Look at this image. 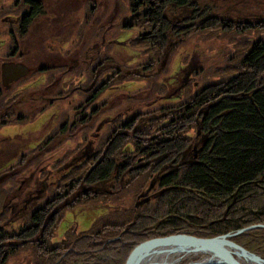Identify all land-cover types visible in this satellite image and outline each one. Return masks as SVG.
<instances>
[{
    "label": "trees",
    "instance_id": "16d2710c",
    "mask_svg": "<svg viewBox=\"0 0 264 264\" xmlns=\"http://www.w3.org/2000/svg\"><path fill=\"white\" fill-rule=\"evenodd\" d=\"M120 4L126 9L122 10ZM170 10L189 11L188 16L182 17L184 26L180 29L172 27ZM210 12L209 7L201 8L197 0H116L110 17L120 18L121 15L125 21L117 28L115 38H105L103 31L99 40L85 47L86 60L93 58L94 61H84L83 71L77 69L80 60L72 59L70 64L41 67L34 73L45 76L41 89L53 88L58 95L67 89L69 74L83 73L85 79L90 75L91 80L82 83V93L87 92L90 96L87 103H94L110 90L108 82H98L103 76L99 73L106 65L110 47L128 51L135 56L132 60L154 52L156 62L160 63L173 38L191 31L211 30L213 33L220 25L226 34L237 24L219 18L220 15H210ZM42 14H46L43 0H0V36L4 35L0 38V47L9 37L7 52L3 54L0 49L6 62H19L16 61L21 57L19 49ZM246 27L252 29L253 26L244 23L243 28ZM5 28L7 32L3 31ZM235 30L241 31L240 24ZM74 35L75 32L55 43L63 47ZM182 44L175 46L179 49ZM245 53L240 73L225 82L207 84L185 104L181 99L178 115L161 119L155 130L139 127L140 114L136 111L130 119L112 127L100 149L95 145L97 137L91 138V134L95 136L97 133L92 132L83 147L55 169L46 167L50 162L26 164L25 154L28 152L24 153L28 149H43L50 138L37 147H30L32 140L15 141L17 146L28 147L23 149L20 157L15 155L16 152L3 150L6 143L14 142L15 136L6 137L3 143V137L0 138V179L4 177L0 183V215L5 213L8 222L19 225L14 231H7L6 228L12 225L6 227L5 222L0 223V264H9L13 257L23 253L27 254L29 262L34 259L30 264H126L141 242L181 233L202 238L230 236L234 243L248 251L262 253L254 250L256 239L251 235H260L259 242L264 243V35ZM93 64L91 74L89 68ZM1 65L0 62V68ZM150 67L153 66L149 64L144 69ZM61 68L70 73L59 74L61 76L56 78ZM112 69L114 73L119 71ZM191 69H194L193 63L183 73V82L177 91L189 85ZM135 80L146 79L132 77L130 82ZM156 80L155 84L158 83ZM93 82L94 86L87 90ZM5 88L0 69V106L7 109L15 100L4 94ZM159 90L165 91L166 88L160 86ZM94 109L93 114L98 111L96 106ZM44 113H47V107L41 111ZM11 114L2 118L0 126L33 120L26 116L9 119ZM54 116L50 115L46 122L51 123ZM80 120L76 126L85 121ZM62 121L60 132L67 126V122ZM104 121L100 120V130ZM110 124L106 129H110ZM18 157L16 165L10 166ZM127 175L137 179L131 177L133 181L119 193L141 177L147 185L158 186L152 212L139 217L130 211L129 220L112 224L102 221L101 224H92L86 231L68 228L61 242H52L62 224L61 210L70 211L73 205L90 199L93 203L101 197L105 199L109 193L93 188L112 177L121 181ZM67 177L69 180L65 182ZM49 190L54 194L39 205ZM141 191L136 193L137 200L145 190ZM69 199L73 200L72 203L66 202ZM86 205L88 203L82 206ZM26 222L29 224L22 225Z\"/></svg>",
    "mask_w": 264,
    "mask_h": 264
},
{
    "label": "rangeland",
    "instance_id": "374dc122",
    "mask_svg": "<svg viewBox=\"0 0 264 264\" xmlns=\"http://www.w3.org/2000/svg\"><path fill=\"white\" fill-rule=\"evenodd\" d=\"M115 1L43 0L46 6V14H42L35 22L29 37L19 49L21 57L16 59V61L29 68V73L17 82L12 83L10 87L5 88L4 94L9 95L7 96L9 99L15 100L14 103L7 109L0 106V121L2 118L5 119L6 115H10L9 112L14 113V115L8 116L9 119L26 116L33 120L26 123L17 121L14 125L0 126V138L3 137L2 143L6 137L15 136L16 138L14 142L5 144L4 151L8 153L16 152L15 155L19 156L23 149L25 150L28 147L17 146L14 143L32 140L33 145L30 147H35L37 144L40 146L44 143L48 137L50 141L46 142L47 146L43 149L25 150L24 153L28 152L25 154L27 156L26 164L34 165L40 161H43V164L50 162L46 164V167L55 169L61 165L60 163H64L73 152L83 147L85 140L92 132L97 133L95 136L91 134V138L97 137L95 145L100 149V144L105 143L111 130H113L112 127H117L118 123H124L136 111L140 114L138 126L153 131L161 119L178 115L177 112L180 110L178 102H181V99L182 104H185L193 94L199 92L207 84L225 82L240 73V64L242 65L241 62L247 54L245 52L251 48L253 42L264 35V27H255L264 25V0H197L201 8L206 9V7H209L210 15H220L219 18L223 20H231L232 23L240 24L241 31H236L237 24H234L232 31L223 34L225 31L220 25L213 33L210 32L211 30H199L173 38L170 43L171 46L168 47L160 63L156 62L154 52H148L146 56L132 60L135 59V56H131L128 51L124 52L120 48L110 47L105 67L102 68L100 73L98 70L99 75H103L98 79L99 84L108 82L110 90L94 103H87L86 100L90 96L86 94L87 92L82 93L84 87L82 83H85L88 79L91 80L90 75H86L87 78L85 79L83 73L77 76L73 73L69 74L66 80L67 89H64L59 95L56 91H53V88L41 89L45 76H36L34 73L36 69L70 64V60L76 59V62L80 60L77 69L83 71L84 61H94L93 58L86 60L83 53L85 47L92 45L95 40H99L103 31L106 33L105 38L112 36L111 39H113L118 35L117 28L120 24H123L125 18H121V15L120 18L110 17ZM120 5L122 10L126 9L124 5ZM188 14L189 11L170 10L172 27L180 29L184 26L182 17L188 16ZM244 23H250L254 28H243ZM13 29L15 30V27ZM3 31L7 32L8 29L5 28ZM74 32L75 35L66 45L63 47L57 46L56 41L70 37ZM3 36H0V38H3ZM8 39L9 37L5 38L0 47L3 54L7 52L8 46H6V43ZM181 42L183 44L178 49V46L175 45H180ZM53 48H56V50H53ZM81 53L83 54L79 59ZM98 54L99 52L96 53V55ZM0 58L1 64L6 63L4 56L1 57V54ZM191 63L194 64V69H191L189 73V85L182 91H177L183 82V73L189 69ZM149 64L153 67L144 69ZM93 66L94 64L90 66L92 68H89L90 73ZM112 68L118 69V73H114ZM64 69L58 70L59 73L56 78L61 76L59 74L70 73V71L66 72L67 69ZM132 77L135 79L144 77L146 80L130 82ZM156 79H158V83L164 85L155 84ZM160 86L162 89L166 88V90H159ZM15 94H17V97H13ZM168 96L171 98H168ZM87 104H89L88 109H86ZM95 106L98 111L93 114L91 111L95 110ZM46 107L47 113L41 114L43 108ZM50 113L55 115L52 118L53 120H50L51 123L46 122L49 116H52ZM61 113L62 117H60ZM47 115L49 116L47 117ZM80 119H84V123L76 126V122L81 121ZM102 119L105 121L102 122V130H100V120ZM61 120L66 121L67 126L66 129L60 132ZM108 124H110L109 130L106 129ZM19 157L10 166L16 165ZM119 162L121 163L122 160H119ZM68 177L65 182H68ZM131 177L133 180L137 179L133 178L132 175H127L121 181L112 177L109 181L95 186L93 188L95 191L110 194L105 199L101 197L94 203L93 199H90L73 205L74 208L70 211L61 210L59 217L60 219L63 218L62 224L52 242H61L66 237L68 228H74L78 232L86 231L91 228L92 224H101L102 221L108 224L122 223L130 219L131 212L136 213V216L139 217L152 212L157 201L158 186L153 192L151 191L148 202L143 203L139 208L133 209L132 205L137 202V191L139 192L143 188V190H147L149 184L147 185L141 177V180H136L124 192L119 193L131 181ZM3 181L4 177L0 179V183H3ZM65 189L63 190L65 191ZM53 194L54 191L49 190L39 205H42L48 196ZM72 201V199H69L66 202L72 203ZM84 203H88L87 207L82 206ZM1 212L0 208V214ZM7 218L8 216L5 213L0 215V223L5 222L6 225L4 226L6 227L12 225L6 228L7 231H14L19 227L17 223L14 225V223L8 222ZM24 224L28 225L29 223L26 222L22 225ZM251 236H255L256 239V243L253 244L255 249L254 247L253 249L261 251L263 254L249 252L264 259V243L259 242L260 235L252 234ZM227 237L229 241H232L230 236ZM204 256L206 255L203 253H191L188 257L183 258L181 264L199 261ZM33 260L31 259L29 262L27 254L23 253L18 257H13L9 264H30Z\"/></svg>",
    "mask_w": 264,
    "mask_h": 264
},
{
    "label": "water",
    "instance_id": "95a60500",
    "mask_svg": "<svg viewBox=\"0 0 264 264\" xmlns=\"http://www.w3.org/2000/svg\"><path fill=\"white\" fill-rule=\"evenodd\" d=\"M0 69H1L2 84L6 88L10 87L12 83L17 82L20 78L24 77L29 73V68L20 62L3 63ZM94 84L95 82H93L87 90H90L94 86ZM154 185L149 186L147 190L143 191L138 196V200L135 203V208H139L143 203L149 201L150 199L149 195L151 191H153L155 188ZM219 237L202 238L187 233L174 234L166 237H154L138 244L130 254L126 264H139V262L142 259V256L146 252L152 249H157L161 247H170V246H180V245L195 247L210 255H213L221 260V264H240L233 254L229 253L227 250H225L224 248L220 247L219 245L213 242V240ZM222 237L228 238L227 236H222ZM229 242L232 243L234 246H236L238 249L242 250L244 253L248 254L250 257L254 258L256 261H259V264H264V259L261 258L260 256L249 252L242 246L232 241ZM188 264H208V263L196 261Z\"/></svg>",
    "mask_w": 264,
    "mask_h": 264
},
{
    "label": "bare ground",
    "instance_id": "6f19581e",
    "mask_svg": "<svg viewBox=\"0 0 264 264\" xmlns=\"http://www.w3.org/2000/svg\"><path fill=\"white\" fill-rule=\"evenodd\" d=\"M213 242L220 247L233 254L240 264H259L254 258L238 249L226 237H219ZM203 253L206 256L202 257L199 262L208 264H221V260L213 255H210L200 249L190 246H170L152 249L146 252L139 264H181L184 257H188L191 253ZM192 263V262H191Z\"/></svg>",
    "mask_w": 264,
    "mask_h": 264
}]
</instances>
